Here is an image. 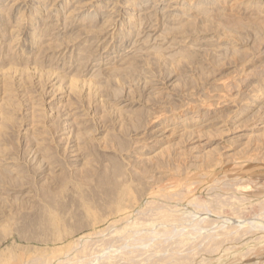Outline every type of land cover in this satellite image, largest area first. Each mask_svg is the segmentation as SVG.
Returning <instances> with one entry per match:
<instances>
[{
  "label": "rangeland",
  "instance_id": "374dc122",
  "mask_svg": "<svg viewBox=\"0 0 264 264\" xmlns=\"http://www.w3.org/2000/svg\"><path fill=\"white\" fill-rule=\"evenodd\" d=\"M0 264H264V0H0Z\"/></svg>",
  "mask_w": 264,
  "mask_h": 264
},
{
  "label": "bare ground",
  "instance_id": "6f19581e",
  "mask_svg": "<svg viewBox=\"0 0 264 264\" xmlns=\"http://www.w3.org/2000/svg\"><path fill=\"white\" fill-rule=\"evenodd\" d=\"M113 252V251H112ZM126 257V256H125ZM85 258V257H84ZM93 259V258H92ZM81 260V259H80ZM100 260V259H99ZM117 260V259H116ZM119 260V259H118ZM84 261V260H83ZM125 261V260H124ZM129 261V260H128ZM135 262V261H134ZM91 263V262H90ZM98 263V262H97Z\"/></svg>",
  "mask_w": 264,
  "mask_h": 264
}]
</instances>
